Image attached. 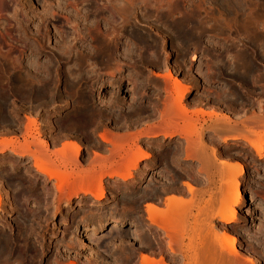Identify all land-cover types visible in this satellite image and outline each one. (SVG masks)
Wrapping results in <instances>:
<instances>
[{"label":"rangeland","instance_id":"1","mask_svg":"<svg viewBox=\"0 0 264 264\" xmlns=\"http://www.w3.org/2000/svg\"><path fill=\"white\" fill-rule=\"evenodd\" d=\"M93 1L0 0V141L21 143L30 133L29 140L39 136L49 151L75 141L81 145L79 160L70 155L66 167L53 164L74 177L100 168L92 164L95 153L111 157L112 144L100 132L121 141L142 133L138 144L149 157L125 180L104 175L89 188L86 182L69 180L59 192L54 178L37 171L28 155L0 151V264H140L141 254L170 262L168 239L149 222L145 205L164 208L172 188L180 189L183 181L198 191L205 190L206 182L198 161L181 154L185 137H166L173 130L160 122L170 95L168 72L190 88L183 104L197 122L193 133L198 134L199 122H207L201 138L214 149V155L207 150L211 163L218 169L222 161L241 167L235 172L241 192L233 206L236 220L223 226L215 218L216 229H231L239 254L252 251L264 264V145L258 157L243 140L253 141L256 135L236 124L264 111V0H179L175 7L169 6L174 0ZM196 9V34L183 38L175 23ZM106 42L111 44L108 51ZM31 119L36 130L26 131ZM220 122L232 128L223 133L225 139L210 129ZM122 155L111 158L113 163ZM181 188L184 197L192 198ZM99 189L100 200L84 192ZM211 192L194 193L192 199L209 201ZM192 212L179 219H198L191 223L196 228L206 222L205 214Z\"/></svg>","mask_w":264,"mask_h":264},{"label":"bare ground","instance_id":"2","mask_svg":"<svg viewBox=\"0 0 264 264\" xmlns=\"http://www.w3.org/2000/svg\"><path fill=\"white\" fill-rule=\"evenodd\" d=\"M96 1L97 0H95L93 2H96ZM178 1L179 0H174V2H172V4H169V3L168 4H169V6H173L174 5V7H175V6L178 5ZM168 8H170V7H168ZM215 8H217V7H215ZM112 10L113 9H111L110 11H112ZM170 10H171V8H170ZM93 12H95V11H93ZM198 12H199V9H196L194 13H192L190 15H187V17H184V16L180 17V19L175 23V25L177 26V28L179 30V33H180L181 37L188 38V37L192 36L195 33L196 30H194V29L196 27V23L198 24V21L200 19L199 18L197 20ZM122 14H120V16H122ZM112 16H113V14H112ZM193 17L195 18V20H193L192 23H191V26H189V21ZM79 18H81V17H79ZM116 26H118V25H116ZM227 26L229 27V24ZM87 27H88V25H87ZM116 29H117V27H116ZM21 30H22V28H21ZM105 37H107V35ZM98 38L100 39V37H98ZM101 40H104V39H101ZM185 40H188V39H185ZM139 42H140V40H139ZM188 44H189V42H188ZM179 45H181L180 42H179ZM103 48H104L105 51H108L111 48V44L109 42H106V43H104ZM88 51H90V50H88ZM127 52H129V51H127ZM139 52H141V51H139ZM192 59H194V55H193ZM128 63H129V61H128ZM91 65L92 64L90 63V66ZM117 66H119V65H117ZM167 72H168V70H167ZM75 73H76V71H75ZM136 73L138 74V72H136ZM3 75H4V73H3ZM173 75L170 72L167 73V77L170 79V80L168 79L170 81V87H168V88H170L169 89L170 95H168L167 99L165 100L164 109L161 110L162 112L160 111L161 112V116L160 117L162 118V121H160V122L163 123V124H167L168 123V129H172L173 130V132L169 133L166 137H172L173 135H176V134L179 135V136L185 137V144L183 146L184 147V149H183L184 153L181 152V154H184L185 157L184 156L183 157L186 158V159L190 158L192 160L193 159L197 160L198 163H199L198 171H199V173L202 172L204 174V178H205V182H206L205 183L206 184L205 185L206 186L205 190L198 191L197 188H195V186L191 182L186 180V181L182 182V185L185 186V189L187 190V193L190 194L192 196V198H193V197H195V196H193L194 193H197L200 196H203L205 193L207 194L208 191H210V190L212 192L209 195V199H210L209 201L208 200H205V201H202V202L194 201L193 200L194 198L193 199L192 198H187V197H184L182 195L181 192L183 190L181 188L182 185L180 184V186H179L180 189L177 188L178 190H175L176 188L175 189L172 188V190H174V191H172L173 194H171L170 196H168L166 198V202L164 203V205H165L164 208H162V207L160 208L156 203H150V202L147 203L145 205V209H146L145 211L147 213V219L149 220V222L152 225H155L158 228H160L163 231V235L168 239L166 241V244H167V247H168V259H169L170 262L167 263L164 260V257H162V256H160L157 259V258H154V257L149 256L147 254H141L140 264H259L258 263V258L253 255L252 251H249V250L246 251L248 253L243 255V256H241L239 254L238 248L235 245V243L237 242V237L232 231H230L231 229L229 230L226 227H224L222 229V231H219V230L216 229V223H214V219L215 218H218V220L222 222L221 224L223 226H225L228 223H231V222L236 220V215H235L236 212L234 211L235 208L233 206H234L235 203H237L238 199H240L241 192L239 191L240 189H238L239 182L236 179V173L235 172H236L237 169L241 171V167H240L239 164H236L234 162L228 163V165L225 166L226 161H222L221 164L223 165L222 166L223 168L222 169H218V167L216 166V162L211 163V156H210V154H208L207 150L211 149L210 150L211 155H214V149L210 148L206 143H204L203 139L201 138L202 134L204 133L205 124L207 122L204 121V120H203V123L199 122V124H198L199 125L198 134H196L194 132L195 135H198V136H195L194 133H193V130L196 131V123L197 122H196V120H193V118H190V115H189V117L187 116L189 110L186 108L185 104H183V98L189 92L190 88H189V86H187V83H185L182 80H180V78L176 77V75L175 76H173ZM50 88H52V87H50ZM168 88L165 89V91L167 90V92H168ZM174 94H175V96H174ZM118 105H119V103H118ZM193 113H195V112H193ZM79 114L82 117H87V113L85 111H83V110H80ZM194 115H196V113ZM249 117H250V119L247 120V121L246 120L245 121L241 120V124L240 125H239V123H236V124L238 126H240V128H242L243 130H248L249 132H251V134H255L256 135L254 137L253 141L248 139V137H244L243 140L246 143V145L250 146V148L255 152V154L258 157H261L263 155V151L262 150H263V145H264V133H263L264 130L260 131V130H258L257 127L258 126L263 127V124H261V123L264 121V111L263 112L259 111L257 113L252 112ZM222 120H223V122L224 121H228V117L223 116ZM34 121L31 119L30 122H29V120H28L29 124L27 125V123H26V125H27L26 131H29L31 128L36 130V128H35L36 126H35V122ZM244 123H250V126L246 127L244 125ZM210 129H212L214 132L218 133L217 135H220V137H222V139L226 138L223 135V133H226V131L228 132V131L232 130V128H230V126L228 124H223L221 122H220V124H216L215 126L210 127ZM29 134L30 133H27L24 136V141H22L21 143L19 141H17L16 139H12V138L11 139H9V138L8 139H2L0 141V151L10 150L11 152H13L15 155H17L19 157L24 156V155H28L30 157L29 160L31 161L32 166H34L37 171L44 173L49 178H54V180L59 185V186H56V189L59 192L62 191V187H63L62 184L68 182L69 180L70 181H76L77 180V181L82 182V183L86 182V186H87V184H100L102 182L101 180H102V177L104 175H109V176H114V177L116 176L118 178H121V179L125 180L126 178L131 176V174H133L132 170L137 167L138 162L141 159L149 157L148 152H146L138 144V139L140 138L142 133H139L138 137H136L134 139H130V140L122 139V141H121L119 139H113L112 137L108 136L105 132H102V133L100 132V134L98 136L102 140H104L106 142H110L112 144V149L110 151L111 157L109 158L107 156V160H106V158H104V156L102 157L101 155L95 153V157H94L95 161L93 163L92 162L91 163L92 164H95V163L99 164V166H100V168L98 169L99 171L98 170L97 171L93 170V171H96L97 173L94 172V173H92L90 175H88L89 173H87V175H83L82 174V175H79L78 177H74L73 176V174H75L74 172H73V174H71V172H69L66 169H64L63 172H62V171H60V168L58 167V165L57 166L55 165V167H54L53 164H54L55 161H58L60 163V165H62L63 167H66L67 161L71 157L70 155H72L74 157V159L77 161L79 153L81 151V145L79 143H77L75 141H69V142L66 141L65 143L63 142L62 146L59 149L56 148L55 150H52V151L50 150L49 151L48 148H47V142L44 139L40 138L39 136L35 137V136L31 135L30 136L31 139L29 140L28 139ZM243 134L249 135L248 133H243ZM132 142H134L135 148L131 147ZM31 146H34V149H32ZM243 147H244V145H243ZM121 155L123 156V158L119 157L121 160L120 161L116 160L117 164H114L113 163L114 159L112 160L111 158L116 157V156H121ZM52 156H54V159L51 158ZM29 160H28V162H30ZM109 160L111 162H110V164H108L109 165L108 166L106 164L107 163L106 161H109ZM50 162H51L52 165H50ZM68 166H69V164H68ZM92 167H95V165H93ZM81 169H79V170H81ZM92 169H95V168H92ZM110 169H122L123 172L122 173L108 172V170H110ZM77 172H79V171H77ZM77 172H76V174H77ZM72 177H73V180H71ZM216 177H217V179H216ZM55 181H54V183H55ZM73 184H75V183H73ZM68 187H70V185L67 186V188ZM100 187H101V185H100ZM87 188H89V187L87 186ZM84 190H86V189H84ZM84 192H88L90 195H92L97 200H100L103 197L102 189H99L98 192H91L90 190H87V191H84ZM170 192H171V190H170ZM174 192L180 193V194H174ZM233 208H234V210H233ZM215 209H216V211H215ZM192 211H195L197 214L198 213H201L203 215L205 214V217L207 219V220H205L206 222L203 225L201 224V226H198L196 228V226H197L196 224H195L196 226L194 225L195 227L193 225L191 227V223L193 221H195V218H189L188 220H186L184 222L181 221L182 218H181V220L179 219L180 215H185L186 213H189V212H192ZM200 221H202V220H200ZM197 222H198V219H197ZM197 222L195 221V223H197ZM97 236H98V234H97ZM262 237H264V235ZM155 239H157V238H155ZM160 239H161V237H158L159 241H160ZM257 240H258V238H257ZM259 241L260 240H258V242ZM263 241H264V238L262 240V243H264ZM255 242H257V241H255ZM256 246H257V244H256ZM250 250H251V248H250ZM178 254H181V256H180L181 258L179 259V261L178 260L176 261V257H177Z\"/></svg>","mask_w":264,"mask_h":264}]
</instances>
